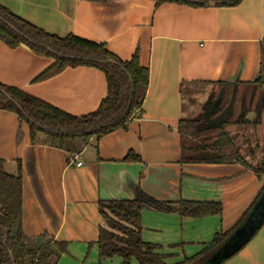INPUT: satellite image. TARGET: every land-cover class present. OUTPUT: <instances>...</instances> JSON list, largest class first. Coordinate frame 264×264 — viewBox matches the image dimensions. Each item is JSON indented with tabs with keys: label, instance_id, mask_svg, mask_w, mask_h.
Segmentation results:
<instances>
[{
	"label": "crops",
	"instance_id": "crops-1",
	"mask_svg": "<svg viewBox=\"0 0 264 264\" xmlns=\"http://www.w3.org/2000/svg\"><path fill=\"white\" fill-rule=\"evenodd\" d=\"M0 4L47 33L103 42L123 60L137 50L139 64L148 69L141 108L127 126L99 139L91 137L78 151L51 145L41 134L31 142L27 123L0 108V158L7 173L20 169L23 232L64 242L57 264H124L117 256H99L98 227L103 225L99 200H130L141 190L174 204L219 202L220 213L198 217L141 209V239L157 245L154 251L162 255L163 264H195L187 259L202 251L216 232L232 228L264 185V174L250 167L264 159V106L262 98L256 102V95L239 100L235 110L246 122L228 123L230 129L248 133L255 144V152L238 149L246 164L182 162L178 123L200 115L219 88L216 81L240 84L258 77L264 0H241L234 6L156 5L154 0H0ZM52 60L25 44L10 47L0 39V84L18 87L75 116L96 110L107 93L104 72L79 65L32 82ZM243 90L237 86L239 94ZM249 115L251 119L246 118ZM129 151L139 160L126 159ZM128 264L139 263L131 258ZM220 264H264V220Z\"/></svg>",
	"mask_w": 264,
	"mask_h": 264
},
{
	"label": "trees",
	"instance_id": "trees-1",
	"mask_svg": "<svg viewBox=\"0 0 264 264\" xmlns=\"http://www.w3.org/2000/svg\"><path fill=\"white\" fill-rule=\"evenodd\" d=\"M107 1V0H98ZM158 5L163 2H176L191 6L206 5L210 0H154ZM217 5L234 6L241 0H213ZM0 39L10 47L27 45L37 54L52 57L43 70L32 78V82L47 79L66 67L87 65L104 72L107 93L96 110L81 116H75L36 97L26 91L9 85L0 84V108L13 111L24 120L29 129L31 142L38 134L44 141L56 147L73 152L88 143L91 137L99 139L116 128H125L129 118L141 108L148 85V69L138 61V51L130 59L123 60L106 49L103 42L68 34L64 37L50 34L43 29L16 16L0 4ZM260 72L252 82L227 83L216 81L219 86V102L212 106L207 100L202 107L203 113L192 119H180L182 162L223 163L238 161L245 163L234 147L230 134L224 125L232 122H246L242 114H235L233 103L224 122L216 123L215 118L227 106L233 96L238 101L253 99L261 101L264 87V41L260 44ZM112 60L114 63L108 62ZM244 86L239 94L237 86ZM6 92L20 107L6 100ZM201 111V112H202ZM205 119V124L202 119ZM233 118V120H230ZM126 159L139 160V156L129 151ZM258 175L264 174V159L256 167L250 166ZM258 192L248 209L240 216L234 226L224 232H216L210 243L198 254L187 259L188 263H206L211 254L244 221L249 210L262 191ZM22 179L20 169L9 174L4 169V160L0 158V264H57L60 252L65 250L64 242L42 240L43 235L27 236L21 227ZM150 207L157 210H176L181 216L198 217L206 214H218L221 204L213 201L180 200L176 204L157 199L141 190L134 199L99 200L98 210L103 225L98 227V253L100 257L117 256L124 264L131 258L139 264H163L162 255L155 252L157 245L141 239V209ZM111 229V230H110ZM114 230L119 233L113 232ZM8 250L12 253V258ZM100 264V263H98Z\"/></svg>",
	"mask_w": 264,
	"mask_h": 264
},
{
	"label": "water",
	"instance_id": "water-1",
	"mask_svg": "<svg viewBox=\"0 0 264 264\" xmlns=\"http://www.w3.org/2000/svg\"><path fill=\"white\" fill-rule=\"evenodd\" d=\"M209 5L216 4L215 1L210 0L207 2ZM110 63H114L112 60H108ZM3 96L6 100L12 102L18 109L19 105L4 91H2ZM233 96H231L227 106L221 111V113L215 118L216 123H221L228 117V110L232 106ZM218 101V100H217ZM217 102H215L216 104ZM250 115H254L250 112ZM247 116V119H251V116ZM264 220V190L261 195L249 210L244 221L227 237V239L211 254V256L206 260V263H216L220 260L228 258L233 253H235L256 231L261 222ZM10 257L12 258V253L8 250Z\"/></svg>",
	"mask_w": 264,
	"mask_h": 264
},
{
	"label": "rangeland",
	"instance_id": "rangeland-1",
	"mask_svg": "<svg viewBox=\"0 0 264 264\" xmlns=\"http://www.w3.org/2000/svg\"><path fill=\"white\" fill-rule=\"evenodd\" d=\"M220 91V89L218 88L217 90H216V93H215V91H214V93H213V95L211 96V103H212V106H214V103L218 100V95H217V92H219ZM261 98H262V101H261V104L264 106V87H263V89H262V93H261ZM238 98H236V99H234V101H233V108H234V112H235V114H238L239 112L238 111H236L235 109H236V107H237V104H238ZM218 103V102H217ZM203 107V106H202ZM201 107V108H202ZM204 111H202V112H200V114L201 113H203ZM202 119V123L203 124H205V119L204 118H201ZM227 119V118H226ZM230 120H233V118H230ZM229 123H234V122H232V121H230ZM231 124H225L224 125V129L230 134V136H231V138H232V142H233V144H234V147L238 150V149H240V148H242L243 149V151L245 152V153H248L249 151H252V152H255L256 150L254 149V147H255V144H254V142L250 139V137H248L249 135H248V133H245V132H241L240 130L239 131H234V129H230L231 128V126H230ZM262 127V129H264V125H262L261 126ZM229 128V129H228ZM259 133H261V132H259ZM264 136V135H263ZM250 141H252V143H248V142H250ZM243 145V146H242ZM242 146V147H241ZM263 156H264V154H263ZM255 161H258V159H254ZM103 226L104 227H106V228H110V227H108V225H106L105 223H103ZM111 230V229H110ZM113 232H115V233H119L118 231H116V230H114Z\"/></svg>",
	"mask_w": 264,
	"mask_h": 264
},
{
	"label": "built area",
	"instance_id": "built-area-1",
	"mask_svg": "<svg viewBox=\"0 0 264 264\" xmlns=\"http://www.w3.org/2000/svg\"><path fill=\"white\" fill-rule=\"evenodd\" d=\"M80 164H81V162H80V161H77V162H76V165H80Z\"/></svg>",
	"mask_w": 264,
	"mask_h": 264
},
{
	"label": "flooded vegetation",
	"instance_id": "flooded-vegetation-1",
	"mask_svg": "<svg viewBox=\"0 0 264 264\" xmlns=\"http://www.w3.org/2000/svg\"><path fill=\"white\" fill-rule=\"evenodd\" d=\"M214 105H215V103H214Z\"/></svg>",
	"mask_w": 264,
	"mask_h": 264
}]
</instances>
